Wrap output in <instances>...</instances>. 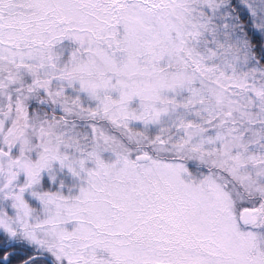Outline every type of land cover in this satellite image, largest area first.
Masks as SVG:
<instances>
[{"label":"snow or ice","instance_id":"6c2138e0","mask_svg":"<svg viewBox=\"0 0 264 264\" xmlns=\"http://www.w3.org/2000/svg\"><path fill=\"white\" fill-rule=\"evenodd\" d=\"M0 264H264V0H0Z\"/></svg>","mask_w":264,"mask_h":264}]
</instances>
